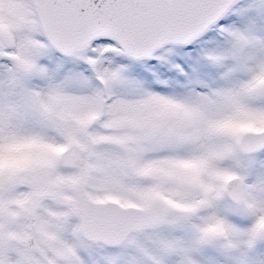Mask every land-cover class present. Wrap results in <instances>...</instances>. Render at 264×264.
Segmentation results:
<instances>
[{
    "label": "snow or ice",
    "instance_id": "snow-or-ice-1",
    "mask_svg": "<svg viewBox=\"0 0 264 264\" xmlns=\"http://www.w3.org/2000/svg\"><path fill=\"white\" fill-rule=\"evenodd\" d=\"M0 264H264V0H0Z\"/></svg>",
    "mask_w": 264,
    "mask_h": 264
},
{
    "label": "rangeland",
    "instance_id": "rangeland-1",
    "mask_svg": "<svg viewBox=\"0 0 264 264\" xmlns=\"http://www.w3.org/2000/svg\"><path fill=\"white\" fill-rule=\"evenodd\" d=\"M19 6L15 3L6 2L0 5V15L5 17L16 16L18 14Z\"/></svg>",
    "mask_w": 264,
    "mask_h": 264
}]
</instances>
